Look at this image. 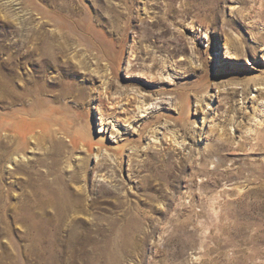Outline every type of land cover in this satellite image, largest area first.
<instances>
[{"label":"rangeland","instance_id":"1","mask_svg":"<svg viewBox=\"0 0 264 264\" xmlns=\"http://www.w3.org/2000/svg\"><path fill=\"white\" fill-rule=\"evenodd\" d=\"M43 23L65 47L56 68L28 57ZM15 63L30 94L0 116L15 131L31 109L15 157L78 174L83 217L109 220L95 264H264L262 0H0V68Z\"/></svg>","mask_w":264,"mask_h":264},{"label":"bare ground","instance_id":"2","mask_svg":"<svg viewBox=\"0 0 264 264\" xmlns=\"http://www.w3.org/2000/svg\"><path fill=\"white\" fill-rule=\"evenodd\" d=\"M262 4L264 5V0ZM46 25L48 24L43 23L40 29L35 28L29 40H26L27 44H32L28 57L39 51L42 57H47L43 65L56 68L58 56L65 47L56 39L58 34H54L52 30L42 31ZM229 49L231 50V46ZM28 57L22 56L25 60L29 59ZM12 60L16 62V58L10 57L9 61ZM17 65L15 63L14 68L6 66L0 68V99L10 104L30 94V90L27 89L24 94L18 93L13 86L21 75ZM135 100H138L139 104L144 103V100L140 101L138 95ZM111 105L121 110L125 109L119 102H113ZM146 105L147 103L139 105L138 109L146 113L151 106L154 107L153 104H150L149 108ZM29 111L31 109L28 112L17 111L19 119L14 124L15 131L0 116V264H76V261L87 259L89 264H95L91 246L97 241V236L106 235L109 220H102V226L97 227L95 222L83 217L86 214L91 215L88 210L91 205L87 201L86 190L83 187L78 190L72 188V184L80 181L78 174L74 172L71 176L65 177L62 171L55 169L51 175L43 173L44 171L35 173L25 162L18 161L15 157L16 154L26 151L25 148H21L20 140L27 138V128L30 126L25 115L29 114ZM177 139L166 137L167 141L179 144ZM12 162H16L17 169L9 170L6 176V164ZM22 172L27 173V177L22 178V182L20 179L13 181L17 174ZM49 176L52 179H49ZM7 179L12 181L8 182ZM22 184L31 190L24 188L26 191L22 192V197L15 199V202L12 201L15 197L13 187ZM15 224L25 226L22 238L26 239L27 244L23 248H17L11 238Z\"/></svg>","mask_w":264,"mask_h":264}]
</instances>
